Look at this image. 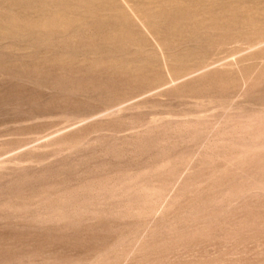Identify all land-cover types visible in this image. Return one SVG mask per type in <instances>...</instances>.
<instances>
[{"label": "rangeland", "instance_id": "374dc122", "mask_svg": "<svg viewBox=\"0 0 264 264\" xmlns=\"http://www.w3.org/2000/svg\"><path fill=\"white\" fill-rule=\"evenodd\" d=\"M0 264H264V0H0Z\"/></svg>", "mask_w": 264, "mask_h": 264}]
</instances>
